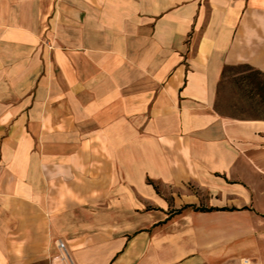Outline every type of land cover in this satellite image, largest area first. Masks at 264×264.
<instances>
[{
	"label": "crops",
	"instance_id": "obj_1",
	"mask_svg": "<svg viewBox=\"0 0 264 264\" xmlns=\"http://www.w3.org/2000/svg\"><path fill=\"white\" fill-rule=\"evenodd\" d=\"M264 264V0H0V264Z\"/></svg>",
	"mask_w": 264,
	"mask_h": 264
},
{
	"label": "built area",
	"instance_id": "obj_2",
	"mask_svg": "<svg viewBox=\"0 0 264 264\" xmlns=\"http://www.w3.org/2000/svg\"><path fill=\"white\" fill-rule=\"evenodd\" d=\"M57 243L60 250V257L62 260L61 264H76L71 254L70 246L68 245L67 240L60 238Z\"/></svg>",
	"mask_w": 264,
	"mask_h": 264
},
{
	"label": "rangeland",
	"instance_id": "obj_3",
	"mask_svg": "<svg viewBox=\"0 0 264 264\" xmlns=\"http://www.w3.org/2000/svg\"><path fill=\"white\" fill-rule=\"evenodd\" d=\"M261 246H262L263 249H264V240H262V242H261Z\"/></svg>",
	"mask_w": 264,
	"mask_h": 264
}]
</instances>
